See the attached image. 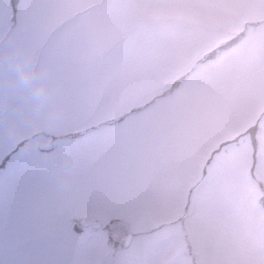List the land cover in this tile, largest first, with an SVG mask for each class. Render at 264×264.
<instances>
[{
  "label": "rangeland",
  "instance_id": "1",
  "mask_svg": "<svg viewBox=\"0 0 264 264\" xmlns=\"http://www.w3.org/2000/svg\"><path fill=\"white\" fill-rule=\"evenodd\" d=\"M0 264H264V0H0Z\"/></svg>",
  "mask_w": 264,
  "mask_h": 264
},
{
  "label": "water",
  "instance_id": "2",
  "mask_svg": "<svg viewBox=\"0 0 264 264\" xmlns=\"http://www.w3.org/2000/svg\"><path fill=\"white\" fill-rule=\"evenodd\" d=\"M45 145H47V142H45V143H42V146H45ZM127 238V237H126ZM128 239V238H127ZM127 241V240H126Z\"/></svg>",
  "mask_w": 264,
  "mask_h": 264
},
{
  "label": "flooded vegetation",
  "instance_id": "3",
  "mask_svg": "<svg viewBox=\"0 0 264 264\" xmlns=\"http://www.w3.org/2000/svg\"><path fill=\"white\" fill-rule=\"evenodd\" d=\"M93 224L96 226V223L93 222Z\"/></svg>",
  "mask_w": 264,
  "mask_h": 264
}]
</instances>
